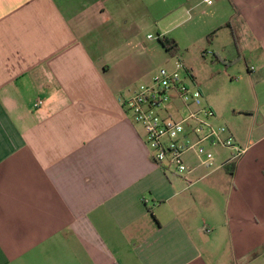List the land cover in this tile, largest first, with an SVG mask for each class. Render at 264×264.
Wrapping results in <instances>:
<instances>
[{
    "label": "crops",
    "instance_id": "obj_1",
    "mask_svg": "<svg viewBox=\"0 0 264 264\" xmlns=\"http://www.w3.org/2000/svg\"><path fill=\"white\" fill-rule=\"evenodd\" d=\"M151 29L247 149L230 169L211 145L214 171L153 160L121 102L165 50L140 41ZM178 30L192 46L201 33L227 71L230 35L251 85L230 98L237 121ZM168 105L179 121L194 109ZM0 264H264V0H0Z\"/></svg>",
    "mask_w": 264,
    "mask_h": 264
},
{
    "label": "built area",
    "instance_id": "obj_2",
    "mask_svg": "<svg viewBox=\"0 0 264 264\" xmlns=\"http://www.w3.org/2000/svg\"><path fill=\"white\" fill-rule=\"evenodd\" d=\"M206 5H213L215 0H202ZM151 39L155 37L150 36ZM182 63H177L173 70L161 69L149 85L137 89L128 99L121 102L134 116V120L143 128L145 141L153 160L166 171L179 175L189 172L186 155L194 153L202 166L214 167V153L206 145L231 151V161L240 159L247 149L239 146L227 127H214L209 119L215 113L203 106V94L190 83ZM193 106L189 115L180 121L170 120L160 115L167 105L174 101ZM44 104L37 100L35 107ZM211 233L210 229L205 230Z\"/></svg>",
    "mask_w": 264,
    "mask_h": 264
},
{
    "label": "rangeland",
    "instance_id": "obj_3",
    "mask_svg": "<svg viewBox=\"0 0 264 264\" xmlns=\"http://www.w3.org/2000/svg\"><path fill=\"white\" fill-rule=\"evenodd\" d=\"M171 24H173V19H169L166 22V25L171 27ZM186 31L184 30H178L175 32L177 37L180 40L181 48L184 51L185 54H189V57L192 59H188L189 64L193 66V68L200 74L205 75L206 78L204 80L205 84H207L208 88L211 90H214V94L216 97V100L220 103V109L224 110V113L228 116L233 117L235 121H237V117L234 115V107L235 105L232 104L230 101V98L234 94L238 93H244L247 90H251V85L249 82L242 77V75L246 74V65L243 61H238V52L237 49L234 47V45L230 43L231 38L230 35H227L226 37L221 36V45L225 46L227 50H229L230 55L233 56V58L236 60L233 63V68L230 69V67L227 69L222 63H212V57H211V51L208 49V51L204 50L205 47L209 48L208 42L206 38H202V34L198 32L194 35V38L196 39L197 43H193V46L191 45L190 38L185 34ZM148 34H152L150 36L155 37L156 40L154 42H150L152 40L150 36L147 37ZM158 33H156L155 29H151L148 33H145L140 37V41L143 42V44L148 45L151 47L153 43H160V38H156ZM165 36V35H163ZM214 36V35H213ZM171 38V36H168ZM209 38V37H208ZM213 37H210V39ZM200 40V41H199ZM162 47V46H161ZM163 49V48H162ZM186 49H189L186 51ZM203 51V53H201ZM181 56L172 57L168 54L166 49L163 51V54H160V57H157L154 61L151 63L149 62L147 64L146 71L150 73L149 76L143 81H140L138 83L139 88L143 85H150L152 83L153 77L163 68L168 70H173L176 66V64L182 63L183 61L179 60ZM183 64V63H182ZM182 73L185 75L186 69L184 68ZM225 73V74H224ZM204 77V76H203ZM169 106V105H168ZM204 106V105H203ZM160 115L164 118H169L170 120L179 121L175 118H178V116H173L174 118L167 117V112L165 110L160 111ZM215 117V116H214ZM214 117L209 119V122L214 127H227V123L225 121L217 123L216 120L213 121ZM215 155L221 156L223 158L228 157L230 155L229 150H224L222 148H212ZM186 161L192 160L194 161V154L188 153L186 155ZM199 161V162H198ZM198 162V163H197ZM189 163V162H188ZM201 164L199 159L195 158V164ZM196 164V165H197ZM217 167V166H216ZM212 168L208 171H214L215 168ZM205 168V167H204ZM202 169V171H206L205 169ZM201 172V171H200Z\"/></svg>",
    "mask_w": 264,
    "mask_h": 264
},
{
    "label": "trees",
    "instance_id": "obj_4",
    "mask_svg": "<svg viewBox=\"0 0 264 264\" xmlns=\"http://www.w3.org/2000/svg\"><path fill=\"white\" fill-rule=\"evenodd\" d=\"M160 43L166 49L169 55H171L172 57L178 56L180 48L174 39L170 37H163L160 39ZM233 163H234L233 161H230L226 163L225 166H227L228 169H230L233 166L232 165Z\"/></svg>",
    "mask_w": 264,
    "mask_h": 264
}]
</instances>
